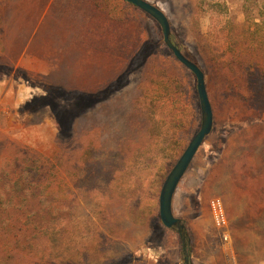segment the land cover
Segmentation results:
<instances>
[{
  "label": "rangeland",
  "instance_id": "374dc122",
  "mask_svg": "<svg viewBox=\"0 0 264 264\" xmlns=\"http://www.w3.org/2000/svg\"><path fill=\"white\" fill-rule=\"evenodd\" d=\"M146 1L213 111L172 203L191 264H264V76L251 65L264 64V0ZM199 126L195 77L138 8L0 0V264H182L158 199Z\"/></svg>",
  "mask_w": 264,
  "mask_h": 264
},
{
  "label": "water",
  "instance_id": "95a60500",
  "mask_svg": "<svg viewBox=\"0 0 264 264\" xmlns=\"http://www.w3.org/2000/svg\"><path fill=\"white\" fill-rule=\"evenodd\" d=\"M124 1L144 12L158 24L162 33L164 45L169 49L174 58L193 74L196 80V92L200 108V126L167 174L161 186L158 199L159 219L161 224L167 229L176 230L181 242V262L182 264H191L190 238L183 222L173 215L172 203L179 182L189 168L203 141L209 136L213 128V111L205 87L204 74L201 69L193 61L188 59L173 43L168 18L159 7L146 0Z\"/></svg>",
  "mask_w": 264,
  "mask_h": 264
},
{
  "label": "trees",
  "instance_id": "16d2710c",
  "mask_svg": "<svg viewBox=\"0 0 264 264\" xmlns=\"http://www.w3.org/2000/svg\"><path fill=\"white\" fill-rule=\"evenodd\" d=\"M129 4V3H128ZM131 5V4H130ZM133 6V5H132ZM133 7H135V6H133ZM171 39H172V37H171ZM172 41H173V43L177 46V48L188 58V59H190L185 53H184V50L181 48V46H180V44L176 41V40H174V39H172ZM191 61H193L192 59H190ZM194 62V61H193ZM195 63V62H194ZM196 64V63H195ZM251 65H252V68H254V72L256 73V75H257V73L259 72V75H260V73H261V75H263L264 76V64H262L259 60L258 61H256V62H253V63H251ZM226 68L227 69H229L230 71H233V69L235 68V69H237V71H239L238 72V74L237 73H235L234 72V74H232V75H234V76H236L235 74H237L238 76V79L240 80V81H243L244 79H243V75H244V73H243V71H242V68H244V64H241L240 63V60H229V61H227V64H226ZM247 69H251V67H249L248 65H245V70H247ZM233 76V77H234ZM239 92H242V93H246V90L244 89V86L242 87V86H240L239 85ZM10 205V202L8 201V200H6L5 202H0V210L2 209V211L4 210V209H6L8 206Z\"/></svg>",
  "mask_w": 264,
  "mask_h": 264
},
{
  "label": "built area",
  "instance_id": "2783aa9c",
  "mask_svg": "<svg viewBox=\"0 0 264 264\" xmlns=\"http://www.w3.org/2000/svg\"><path fill=\"white\" fill-rule=\"evenodd\" d=\"M209 209L213 218L214 225L224 230L227 227V220L224 212L222 202L215 198L211 199L209 202ZM223 239H227V235L224 233Z\"/></svg>",
  "mask_w": 264,
  "mask_h": 264
}]
</instances>
